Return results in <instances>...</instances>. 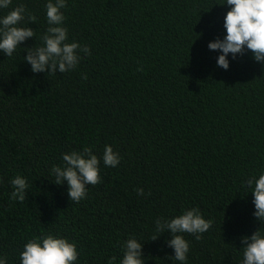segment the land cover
Returning a JSON list of instances; mask_svg holds the SVG:
<instances>
[{
  "label": "trees",
  "instance_id": "obj_1",
  "mask_svg": "<svg viewBox=\"0 0 264 264\" xmlns=\"http://www.w3.org/2000/svg\"><path fill=\"white\" fill-rule=\"evenodd\" d=\"M219 2L68 0L66 42L89 45L91 55L78 49L79 67L53 74L25 60L52 26L47 0H13L36 16L24 22L36 34L13 57L0 52V254L8 264H20L24 244L42 232L75 241L78 264H118L133 236L144 264H180L173 234L156 232V220L189 208L213 225L199 239L184 233L187 264H240L244 238L264 228L252 185L241 187L264 172V62L249 50L217 66L220 53L208 44L226 35L230 10ZM106 144L120 164L101 161L102 181L71 201L51 168L64 166L65 152L91 147L101 156ZM17 175L29 184L23 202L10 197Z\"/></svg>",
  "mask_w": 264,
  "mask_h": 264
},
{
  "label": "clouds",
  "instance_id": "obj_2",
  "mask_svg": "<svg viewBox=\"0 0 264 264\" xmlns=\"http://www.w3.org/2000/svg\"><path fill=\"white\" fill-rule=\"evenodd\" d=\"M221 6H228L224 17L223 27L226 35L209 42L208 48L219 51L216 59L218 67L228 69L231 58L237 54L251 51L257 62H264V0H220ZM68 0H47L45 4L46 21L49 27L41 37L42 44L30 50L25 60L31 65L34 73L51 69L54 74L76 70L82 56L77 51L91 55L89 45H82L79 41L69 40V29L65 24L66 16L62 9L67 8ZM0 52L7 57H13L22 41L34 36L36 33L24 26L26 17L36 20L24 4L13 5V0H0ZM84 79L87 76L84 75ZM64 166L54 165L51 173L55 175V183H68V194L73 202H79L88 195V185H96L102 181L101 161L106 167H117L122 157L114 151L110 144H106L101 156L96 155L91 147H84L82 151L72 150L65 152L61 157ZM243 181L241 187L248 188L254 197V215L264 220V172ZM13 191L11 199L23 202L25 191L29 184L26 177L17 175L11 181ZM143 195L142 188L137 189ZM156 232L165 228L170 230L173 238L169 241L174 249V260L180 264H187L191 250L190 241L185 239L184 233L193 234L197 239L207 232L213 225V220L206 219L199 208L185 209L181 214L171 218L156 220ZM156 236H153L155 239ZM246 246L242 251L240 264H264V228L250 237L244 238ZM123 258L118 264H144L142 258L141 242L133 236L125 242ZM80 251L75 241L55 232H42L27 240L19 253L20 264H78ZM0 264H8V257L0 254ZM108 264H117L116 257L108 259Z\"/></svg>",
  "mask_w": 264,
  "mask_h": 264
}]
</instances>
